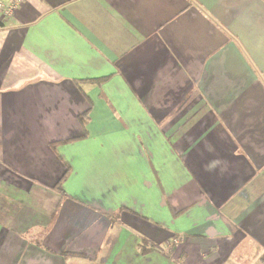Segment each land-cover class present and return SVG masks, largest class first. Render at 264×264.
<instances>
[{
  "label": "crops",
  "instance_id": "crops-1",
  "mask_svg": "<svg viewBox=\"0 0 264 264\" xmlns=\"http://www.w3.org/2000/svg\"><path fill=\"white\" fill-rule=\"evenodd\" d=\"M263 259L264 0L0 12V264Z\"/></svg>",
  "mask_w": 264,
  "mask_h": 264
},
{
  "label": "trees",
  "instance_id": "trees-1",
  "mask_svg": "<svg viewBox=\"0 0 264 264\" xmlns=\"http://www.w3.org/2000/svg\"><path fill=\"white\" fill-rule=\"evenodd\" d=\"M107 77H103V78H100V79H93L91 81L93 82H103L104 80H106ZM89 114V111H87L85 113V118L87 117V115ZM81 118V121H83V123H87V120H85L84 117H80ZM74 139H68L66 140V142H70V141H73ZM58 144V142L56 143H53L52 145L55 147L56 145ZM71 173V167H68L67 171L64 173V175L61 177L60 181L58 182V184L56 185V189L59 190V191H62L64 193V190H63V183L67 180V178L69 177V174ZM124 208H120L118 211H117V214H119L121 212V210H123ZM142 245H141V250L143 253H147L150 249L153 248V245H151L150 248H146V245L147 244H150L149 241L147 239H142ZM171 248H173L174 246V242L171 241ZM67 256H73V257H80V258H86V256L84 254H81V253H73V252H67L65 253ZM264 261V259H263Z\"/></svg>",
  "mask_w": 264,
  "mask_h": 264
},
{
  "label": "built area",
  "instance_id": "built-area-1",
  "mask_svg": "<svg viewBox=\"0 0 264 264\" xmlns=\"http://www.w3.org/2000/svg\"><path fill=\"white\" fill-rule=\"evenodd\" d=\"M24 0H0V12H2L7 18L14 16L21 6ZM177 243L178 240H173Z\"/></svg>",
  "mask_w": 264,
  "mask_h": 264
},
{
  "label": "rangeland",
  "instance_id": "rangeland-1",
  "mask_svg": "<svg viewBox=\"0 0 264 264\" xmlns=\"http://www.w3.org/2000/svg\"><path fill=\"white\" fill-rule=\"evenodd\" d=\"M33 247H35V246H33ZM74 264V263H73Z\"/></svg>",
  "mask_w": 264,
  "mask_h": 264
}]
</instances>
